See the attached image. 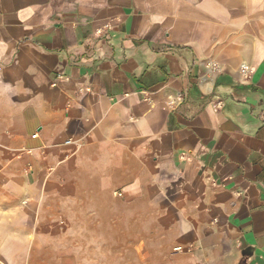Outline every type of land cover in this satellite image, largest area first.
<instances>
[{
    "label": "crops",
    "instance_id": "1",
    "mask_svg": "<svg viewBox=\"0 0 264 264\" xmlns=\"http://www.w3.org/2000/svg\"><path fill=\"white\" fill-rule=\"evenodd\" d=\"M0 264H264V0H0Z\"/></svg>",
    "mask_w": 264,
    "mask_h": 264
},
{
    "label": "built area",
    "instance_id": "2",
    "mask_svg": "<svg viewBox=\"0 0 264 264\" xmlns=\"http://www.w3.org/2000/svg\"><path fill=\"white\" fill-rule=\"evenodd\" d=\"M248 73H249V70H248L247 67H245V68L243 69V74L248 75ZM33 138H36V135L33 136ZM116 195L119 196V197L122 196V194L119 193V192H117ZM181 250H182L181 248H178V249H176L175 251H176V252H179V251H181Z\"/></svg>",
    "mask_w": 264,
    "mask_h": 264
},
{
    "label": "rangeland",
    "instance_id": "3",
    "mask_svg": "<svg viewBox=\"0 0 264 264\" xmlns=\"http://www.w3.org/2000/svg\"><path fill=\"white\" fill-rule=\"evenodd\" d=\"M173 252H175V251L173 250Z\"/></svg>",
    "mask_w": 264,
    "mask_h": 264
}]
</instances>
